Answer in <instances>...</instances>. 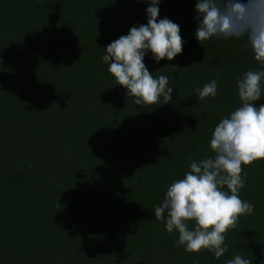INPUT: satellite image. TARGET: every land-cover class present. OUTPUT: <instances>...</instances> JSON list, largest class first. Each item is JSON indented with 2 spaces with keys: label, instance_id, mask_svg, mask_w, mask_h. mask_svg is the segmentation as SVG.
<instances>
[{
  "label": "trees",
  "instance_id": "trees-1",
  "mask_svg": "<svg viewBox=\"0 0 264 264\" xmlns=\"http://www.w3.org/2000/svg\"><path fill=\"white\" fill-rule=\"evenodd\" d=\"M194 4H159L158 19L177 23L185 43L171 61L145 56L154 77H173V92L140 107L102 56L147 23L148 3L0 0V264H226L235 255L264 264V159L243 166L240 198L254 214L228 231L219 259L176 246L178 234L154 216L191 160L213 155L215 126L241 103L236 80L259 68L240 40L199 43ZM213 79L216 96L198 100L195 89Z\"/></svg>",
  "mask_w": 264,
  "mask_h": 264
},
{
  "label": "clouds",
  "instance_id": "clouds-1",
  "mask_svg": "<svg viewBox=\"0 0 264 264\" xmlns=\"http://www.w3.org/2000/svg\"><path fill=\"white\" fill-rule=\"evenodd\" d=\"M143 2L149 5L147 23L133 25L127 35L110 42L102 56L115 84L140 107L169 103L173 92V77H154L145 56L150 52L156 63L171 61L182 54L185 43L177 23L158 19L162 0ZM194 12L199 43L213 38L240 40L259 68L236 80L241 103L215 126L209 144L213 155L191 160L189 171L173 180L162 202L154 206V216L169 234H178L176 246L189 253L206 250L219 259L228 251V231L238 227L241 216L254 214V205L240 198L247 178L243 166L264 159V104L255 103L264 96V0H195ZM195 93L198 100L215 97L217 81L197 87ZM251 261L235 255L226 264Z\"/></svg>",
  "mask_w": 264,
  "mask_h": 264
}]
</instances>
